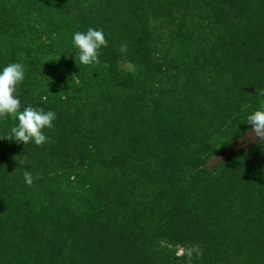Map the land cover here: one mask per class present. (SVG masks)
<instances>
[{"label": "rangeland", "instance_id": "1", "mask_svg": "<svg viewBox=\"0 0 264 264\" xmlns=\"http://www.w3.org/2000/svg\"><path fill=\"white\" fill-rule=\"evenodd\" d=\"M10 63L21 109L56 119L42 146L0 139V264H264V144L206 169L264 106V0H0Z\"/></svg>", "mask_w": 264, "mask_h": 264}, {"label": "clouds", "instance_id": "2", "mask_svg": "<svg viewBox=\"0 0 264 264\" xmlns=\"http://www.w3.org/2000/svg\"><path fill=\"white\" fill-rule=\"evenodd\" d=\"M73 44L78 49V60L83 65H89L99 62V50L107 47V40L103 29L88 28L86 32L77 31L73 34ZM127 44L120 46L122 54L127 53ZM25 78V69L21 63H10L0 72V118L7 119L8 116H14L18 124L10 129V134L4 140L15 141L28 145L34 141L37 146H42L46 142H52L43 132L45 128L51 129L56 119L53 111H45L42 108H34L31 105L24 106L21 109L22 102L17 93V86ZM259 95L264 96V90ZM247 124L251 126L252 133L264 144V106L260 110L254 111L247 117ZM25 182L31 186L33 184L32 173L28 170L23 172ZM186 252L188 262L191 264L193 255H202L199 245H193L187 249H182L177 255Z\"/></svg>", "mask_w": 264, "mask_h": 264}, {"label": "water", "instance_id": "3", "mask_svg": "<svg viewBox=\"0 0 264 264\" xmlns=\"http://www.w3.org/2000/svg\"><path fill=\"white\" fill-rule=\"evenodd\" d=\"M260 142V139L256 138L253 135L252 129L247 130L242 136L237 139L236 143H234L231 147H227L223 150L222 153L213 157L206 166V169L211 171L214 165L220 163L232 153L238 152L240 149H244L247 155L251 157L250 146L252 144H259Z\"/></svg>", "mask_w": 264, "mask_h": 264}]
</instances>
